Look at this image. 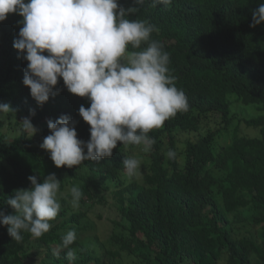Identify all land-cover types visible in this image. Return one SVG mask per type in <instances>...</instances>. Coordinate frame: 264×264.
<instances>
[{
	"label": "trees",
	"instance_id": "obj_1",
	"mask_svg": "<svg viewBox=\"0 0 264 264\" xmlns=\"http://www.w3.org/2000/svg\"><path fill=\"white\" fill-rule=\"evenodd\" d=\"M261 3L172 0L153 7L152 0H119L139 9L128 19L155 27L151 38L169 54L170 75L188 109L149 133L150 151L118 144L112 157L72 169L57 168L40 145L51 134L47 122L61 115L75 121L78 139L88 142L90 125L79 108L90 101L63 85L38 106L23 84L28 62L7 54L1 26L0 103L14 113L0 114V212L16 214L7 200L31 189L34 175L43 183L55 174L62 189L79 186L82 198L73 208L71 192L58 197L60 212L40 238L24 232L16 242L0 224V264H264V24L250 27ZM233 100L251 108L250 117L232 112ZM26 117L37 129L33 137L22 131ZM242 127L254 135H243ZM170 150L175 158L167 156ZM126 157L140 160L133 177ZM106 194L118 217L102 241L90 213ZM68 231L77 235L72 260L60 247Z\"/></svg>",
	"mask_w": 264,
	"mask_h": 264
},
{
	"label": "clouds",
	"instance_id": "obj_2",
	"mask_svg": "<svg viewBox=\"0 0 264 264\" xmlns=\"http://www.w3.org/2000/svg\"><path fill=\"white\" fill-rule=\"evenodd\" d=\"M144 2L135 0L139 5ZM171 3L152 0L153 7ZM138 11L124 8L119 0H0L7 54L17 62H28L23 84L37 105L49 102L63 85L71 94L90 101V107L79 108V115L90 125L88 142L78 139L76 122L68 115L47 122L51 134L40 147L57 168H78L85 161L99 163L112 157L118 144L141 146L148 152L155 143L149 133L178 112L187 111L186 95L170 75V56L151 38L155 27L147 20L127 18ZM262 24L264 3L253 10L250 27ZM7 113H14L11 106L0 103V114ZM20 125L32 137L37 133L30 118ZM175 155L171 150L167 153L169 158ZM123 165L133 177L140 160L126 157ZM28 179L32 188L16 190L7 200L16 214L0 212V224L16 242L24 232L42 237L61 209V182L55 174L46 176L43 183L35 175ZM70 192L72 207L78 208L82 191L73 186ZM76 239L75 231H68L62 239L60 247L67 249L69 260L74 259L70 246Z\"/></svg>",
	"mask_w": 264,
	"mask_h": 264
},
{
	"label": "rangeland",
	"instance_id": "obj_3",
	"mask_svg": "<svg viewBox=\"0 0 264 264\" xmlns=\"http://www.w3.org/2000/svg\"><path fill=\"white\" fill-rule=\"evenodd\" d=\"M250 107V106H249ZM252 110L251 108L244 107L242 105H239L238 103L234 102L232 105V112L238 114H244L245 117H247L249 111ZM250 117V115L248 116ZM236 122H238V119H236ZM243 135H254V131L248 130L244 127H242ZM10 133V132H8ZM10 136H13L14 134H9ZM71 187L68 185L65 189H62L60 187V191L58 193V197L64 196L68 197L70 193ZM113 197L109 194H106V201L103 204H100V206L95 207L94 210L90 213V218L92 220V223H94L96 230L95 232L98 233L102 241H105L111 232V224L110 221L114 220L118 217V214L113 209ZM109 204V205H106ZM101 217V219L99 218ZM93 232V231H92ZM87 235V234H86ZM91 235V234H90Z\"/></svg>",
	"mask_w": 264,
	"mask_h": 264
}]
</instances>
